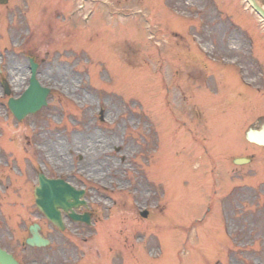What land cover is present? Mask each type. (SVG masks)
I'll list each match as a JSON object with an SVG mask.
<instances>
[{
  "label": "rangeland",
  "instance_id": "rangeland-1",
  "mask_svg": "<svg viewBox=\"0 0 264 264\" xmlns=\"http://www.w3.org/2000/svg\"><path fill=\"white\" fill-rule=\"evenodd\" d=\"M36 1L0 5V176L24 159L85 188L97 224L68 244H101L93 262L264 264V171L232 162L259 151L241 135L264 116L260 18L244 0ZM32 55L52 93L19 122L1 80L20 95Z\"/></svg>",
  "mask_w": 264,
  "mask_h": 264
},
{
  "label": "flooded vegetation",
  "instance_id": "flooded-vegetation-1",
  "mask_svg": "<svg viewBox=\"0 0 264 264\" xmlns=\"http://www.w3.org/2000/svg\"><path fill=\"white\" fill-rule=\"evenodd\" d=\"M42 2L37 0L35 4L40 6ZM38 63L37 56H31ZM260 116L257 117V120ZM246 140V139H245ZM256 147V146H255ZM257 148V147H256ZM252 159H257L260 172L264 170V149L257 148ZM20 175L14 179H9L8 185L4 184L5 179L0 177V248L7 250L13 255L18 264H100L92 261L89 256L92 255L91 250L81 251V256H87L85 260L82 257L74 261L75 257H79V249L69 248L67 226L70 218L67 214L62 213V220L66 226L65 230H60L38 209L16 208V204L4 205V200H12L23 203L31 199V194L35 188V183L41 175V171H37L35 167L20 168ZM47 177H50L48 174ZM33 178V179H32ZM18 179V180H17ZM90 218L94 219V213L89 211ZM38 226L39 234L42 238L49 240V244L45 247L29 246L26 241L30 237L31 227ZM13 242L15 249L5 245ZM69 253L73 258H69Z\"/></svg>",
  "mask_w": 264,
  "mask_h": 264
},
{
  "label": "water",
  "instance_id": "water-1",
  "mask_svg": "<svg viewBox=\"0 0 264 264\" xmlns=\"http://www.w3.org/2000/svg\"><path fill=\"white\" fill-rule=\"evenodd\" d=\"M249 5L264 19V9L258 5L255 0H247ZM1 4H6L7 0H0ZM35 68V67H34ZM35 71L33 69V75L31 79V86L25 92V94L19 99H11L9 106L14 113V115L22 120L27 115L35 113L40 110L43 106L47 105V97L50 93L49 89L43 88L37 82L35 78ZM6 91L9 93L8 86H6ZM250 141L257 142L259 144H264V134L259 136L256 140L248 136ZM248 159L236 160V164L248 163ZM60 181H50L44 178L40 180V187L36 190L37 205L42 209L48 217L55 223L61 225L60 219L56 211L60 208L66 211L73 210V208H79L81 205H85L84 202L79 201L78 196L81 193L75 192V190L67 185L62 184V190L60 189ZM146 217L148 213H143ZM77 220H84L88 222V218H80L74 216ZM30 244L40 243V240H29ZM0 263L1 264H13L11 258L0 252Z\"/></svg>",
  "mask_w": 264,
  "mask_h": 264
}]
</instances>
